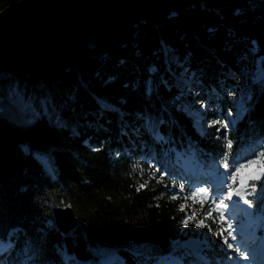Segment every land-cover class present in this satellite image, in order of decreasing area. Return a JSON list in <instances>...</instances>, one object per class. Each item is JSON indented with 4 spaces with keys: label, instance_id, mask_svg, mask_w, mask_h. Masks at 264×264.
I'll use <instances>...</instances> for the list:
<instances>
[{
    "label": "trees",
    "instance_id": "obj_1",
    "mask_svg": "<svg viewBox=\"0 0 264 264\" xmlns=\"http://www.w3.org/2000/svg\"><path fill=\"white\" fill-rule=\"evenodd\" d=\"M44 1L0 0V24L24 26ZM24 48L40 93L55 99L61 119L49 109L25 123L0 119V239L10 245L0 252L3 264H99L111 255L120 259L105 264H152L170 254L200 262L182 247L187 237L207 240L205 264H248L240 253L251 244L237 235L228 248L213 234L218 220L205 219L212 231L198 227L209 203L190 198L197 190L182 173L156 165L163 149L171 157L193 149L206 167L264 151V0H117L75 23L50 22L37 41L0 54L21 61ZM251 55L260 57L261 78L248 71ZM183 67L195 82L186 95L206 102L220 121L202 132L173 79ZM233 92L248 108L225 128ZM249 183L256 189L246 199L259 217L264 179ZM68 203L78 225L65 235L53 208Z\"/></svg>",
    "mask_w": 264,
    "mask_h": 264
},
{
    "label": "rangeland",
    "instance_id": "obj_2",
    "mask_svg": "<svg viewBox=\"0 0 264 264\" xmlns=\"http://www.w3.org/2000/svg\"><path fill=\"white\" fill-rule=\"evenodd\" d=\"M3 23L0 24V30L4 28ZM25 46V45H24ZM22 60L20 61L17 56L9 54H0V119L9 120L15 123H25L34 119L37 115L45 109L50 110L51 117L58 122L61 119V112L58 109V103L50 94L40 93V81H37L35 73L30 72L31 61L26 48L22 50ZM250 64L248 68L249 73H254L257 78L263 76V69L260 65V57H255L251 55L247 58ZM173 79L180 83V88L182 89L183 95H185L187 105L184 107L186 112L191 116L195 127L199 131L203 129L210 128L212 121L215 120L214 116L209 112V106L200 98H194L186 95L187 89H189L190 84H194L193 73L186 70V68H181L178 71H173ZM189 85V86H188ZM202 87L200 90H191L193 96L202 93ZM232 90V89H231ZM233 96V112H225V120L223 124L228 126H234L235 121L244 115L247 108L243 109L242 105L239 103V96L235 92ZM154 136L160 138L161 134L155 132ZM261 151V150H259ZM251 157V156H250ZM41 160L49 167L48 164L51 161H46L43 156H40ZM246 158H238L236 161L238 163L245 162ZM157 168L161 171L167 172H178V177H181L186 183L191 185L194 189L205 188L208 189L209 197L214 198L213 190L222 186L227 189L228 184H232L231 180L225 179V174L230 169L226 170L223 167V162L221 165H213L212 167L200 166L201 169L194 171L197 167V157L194 154V150L191 149L188 152L183 150H175L174 156H170L168 149H163L162 155L157 160ZM232 161V160H229ZM237 164H231L230 166H238ZM177 164V168L173 165ZM201 164V163H200ZM199 167V168H200ZM259 165H253L249 169L243 170L237 176V183L234 185L235 188L240 187V180L243 179L247 181V177L250 173L256 172L259 169ZM200 170V171H199ZM200 174L198 176L197 174ZM202 178L205 185H198L193 182L194 179ZM250 181L247 182V184ZM246 183V182H245ZM228 192L219 195L221 198L227 196ZM217 197V196H215ZM231 200H226L225 203L228 205L226 209H223V214L225 216L226 224L231 223L232 229L230 231L236 237L237 235L245 238L251 246H245L243 253L247 255L248 259L245 260L249 264H264V253L262 249L264 247V214H260L259 217L252 214L246 209V206L236 208V204H231ZM218 203V200H217ZM237 233V234H236ZM237 236V237H238ZM207 242L205 238L200 239ZM5 243L8 242L7 239H0ZM243 247V246H242ZM200 253V252H198ZM69 254L65 253L64 257L67 258ZM168 264H182L181 260L176 255H165ZM202 258H205L204 256ZM120 259L117 255H111L107 258L100 260L99 264H105L108 261H114ZM160 259V258H159ZM159 259L155 261L158 264ZM164 259L163 261H165ZM84 264H89L87 261ZM166 263V261H165ZM237 262H235L236 264ZM201 264V263H196Z\"/></svg>",
    "mask_w": 264,
    "mask_h": 264
},
{
    "label": "water",
    "instance_id": "obj_3",
    "mask_svg": "<svg viewBox=\"0 0 264 264\" xmlns=\"http://www.w3.org/2000/svg\"><path fill=\"white\" fill-rule=\"evenodd\" d=\"M117 0H46L31 14L29 21L22 27L6 26L0 30V50L37 41L42 37L44 28L50 22L64 19L75 23L86 15L105 11ZM57 227L65 235H69L78 225V218L73 206L68 203L53 208ZM182 247L196 253L202 249V241L197 237H187Z\"/></svg>",
    "mask_w": 264,
    "mask_h": 264
},
{
    "label": "snow or ice",
    "instance_id": "obj_4",
    "mask_svg": "<svg viewBox=\"0 0 264 264\" xmlns=\"http://www.w3.org/2000/svg\"><path fill=\"white\" fill-rule=\"evenodd\" d=\"M220 121L214 120L212 121V125L219 124ZM223 127H227V124H224ZM226 147L230 150L232 148V142L229 140L226 144ZM259 165V169L256 172H252L248 175L247 179L248 181H259L261 179H264V151H257L253 152V155L251 157L246 158L245 162L238 163V166H230L228 156L226 155L223 161V167L228 170L231 167V171L226 172L225 179L231 180L232 184L227 185V192L228 195L224 197H220L219 194L216 198L209 199V192L208 189L205 188H198L197 191L193 192L191 194V199H196L198 196L201 197L202 202H208L209 203V210L205 213L204 219H201L197 226L198 227H208L209 231H212L211 225L205 224V219H213V222L219 221L217 229L213 232L214 235L223 237L224 244L227 245L228 248H233V245L228 242L229 237H231L233 240H235V236L232 235V232L230 229H232L231 223L227 224V228H225L224 222H225V216L223 214V209H226L228 205L225 203L226 200H231L233 195H236L240 197V199L245 200V203L251 204V201L246 199V195L252 194V192L256 189L255 183H248L246 184L243 179L240 180V187L235 188L234 185L237 183V176L239 173H241L245 169L251 168L253 165ZM145 187L144 184L140 185V188ZM183 188V185H181V189ZM248 189H251V191H248ZM218 200V203H217ZM214 206V207H213ZM183 210V208L181 209ZM213 211L219 213L218 217L213 218L212 213ZM195 211L193 212V215L189 217V219H195ZM185 225H187L188 220L183 221ZM227 232V235H224V233ZM9 243H5L3 241H0V252H4L8 249ZM239 251V249H236ZM240 255L247 260L248 257L244 253H240ZM0 264H3L2 261H0Z\"/></svg>",
    "mask_w": 264,
    "mask_h": 264
},
{
    "label": "bare ground",
    "instance_id": "obj_5",
    "mask_svg": "<svg viewBox=\"0 0 264 264\" xmlns=\"http://www.w3.org/2000/svg\"><path fill=\"white\" fill-rule=\"evenodd\" d=\"M115 2V1H114ZM107 10V9H106ZM87 16V15H86ZM83 19V18H82ZM44 32V31H43ZM43 35V34H42ZM29 44V43H28ZM23 45H26V44H23ZM23 45H21V46H23ZM1 50H3V49H1ZM198 169L199 168H195V170L194 171H198ZM200 171V170H199ZM198 176H200V174H199V172H198V174H197ZM246 182V184H247V182H248V179H247V181H245ZM231 204H233V205H235L236 207H243V206H246V209L250 212V208H249V204L248 203H245V200H243V199H240V197H238V196H236V195H233V197H232V199H231ZM262 249V252L264 253V247L263 248H261ZM164 259H166L165 257H161L160 259H159V262H158V264H168L167 263V259L165 260L166 261V263H165V261H163Z\"/></svg>",
    "mask_w": 264,
    "mask_h": 264
}]
</instances>
